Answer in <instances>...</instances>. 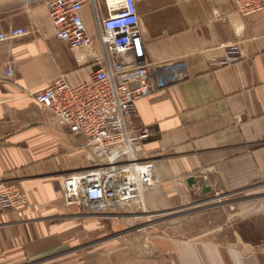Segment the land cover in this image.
I'll list each match as a JSON object with an SVG mask.
<instances>
[{
  "label": "crops",
  "instance_id": "1",
  "mask_svg": "<svg viewBox=\"0 0 264 264\" xmlns=\"http://www.w3.org/2000/svg\"><path fill=\"white\" fill-rule=\"evenodd\" d=\"M50 1L0 0V31L32 29L0 42V190L14 182L29 200L0 215V264H264V10L243 16L237 0H136L146 58L166 81L136 102L138 124L154 130L135 144L155 163L145 203L180 211L192 199L259 191L204 236H184L127 233L114 212L67 203L64 177L95 156L36 95L62 78L87 81L104 53L92 4L82 17L93 45L72 50L56 37ZM224 43L237 44L238 60L221 64Z\"/></svg>",
  "mask_w": 264,
  "mask_h": 264
},
{
  "label": "built area",
  "instance_id": "2",
  "mask_svg": "<svg viewBox=\"0 0 264 264\" xmlns=\"http://www.w3.org/2000/svg\"><path fill=\"white\" fill-rule=\"evenodd\" d=\"M89 4L97 13L98 39L104 53L98 68L77 85L59 79L40 91L36 101L72 134L84 136L95 156L92 166L64 177L67 203L95 213L115 212L138 204L144 191L157 184L154 161L142 160L135 149V144L154 134L152 127L138 124L136 102L166 81L146 58L136 0H51L49 12L56 37L72 50L91 47L94 41L82 17ZM237 9L249 16L264 10V0H237ZM31 33L30 27H12L0 31V42ZM222 48L225 60L221 64L240 58L236 43H224ZM28 205L19 185L3 184L0 215Z\"/></svg>",
  "mask_w": 264,
  "mask_h": 264
},
{
  "label": "rangeland",
  "instance_id": "3",
  "mask_svg": "<svg viewBox=\"0 0 264 264\" xmlns=\"http://www.w3.org/2000/svg\"><path fill=\"white\" fill-rule=\"evenodd\" d=\"M252 191L233 196L234 200L212 198L210 201L198 203L192 199L195 203L193 202L190 208L180 211L152 208L145 203L143 197L137 201L138 204L126 205L114 213L118 219H123L122 221L127 224V233L152 231L155 234L163 232L184 236H204L207 231L213 230V227L230 220V214L234 212L231 208H236L241 199L250 195H259V191Z\"/></svg>",
  "mask_w": 264,
  "mask_h": 264
},
{
  "label": "water",
  "instance_id": "4",
  "mask_svg": "<svg viewBox=\"0 0 264 264\" xmlns=\"http://www.w3.org/2000/svg\"><path fill=\"white\" fill-rule=\"evenodd\" d=\"M188 182H189L190 184L197 183L196 179L193 178V177H192V178H189V179H188ZM203 189H204V193H206V194H207L208 192H210V190H211V189H210L209 187H207L206 185L203 186ZM147 226H148V225H147Z\"/></svg>",
  "mask_w": 264,
  "mask_h": 264
},
{
  "label": "bare ground",
  "instance_id": "5",
  "mask_svg": "<svg viewBox=\"0 0 264 264\" xmlns=\"http://www.w3.org/2000/svg\"><path fill=\"white\" fill-rule=\"evenodd\" d=\"M119 0H109V2H118ZM143 202V201H142Z\"/></svg>",
  "mask_w": 264,
  "mask_h": 264
}]
</instances>
